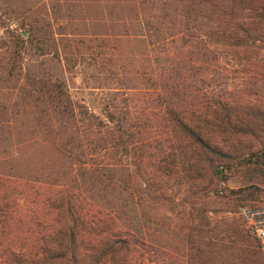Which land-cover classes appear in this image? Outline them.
<instances>
[{
	"label": "trees",
	"instance_id": "16d2710c",
	"mask_svg": "<svg viewBox=\"0 0 264 264\" xmlns=\"http://www.w3.org/2000/svg\"><path fill=\"white\" fill-rule=\"evenodd\" d=\"M71 9L58 15L47 8L41 11L33 4L6 0L0 17V146L7 143L12 149L21 128L51 152L48 158L45 153L38 156L36 163L21 162L24 158L14 150L0 153V167L9 163L12 171L6 175L25 181L21 183L26 194L22 202L34 198L42 209L49 208L51 226L42 239L49 237L50 241L40 243L42 256L54 264H156L152 258L138 262L127 258L130 248L142 249L148 256L159 251L148 240L151 222L138 216L134 199L116 195L129 192L128 184L117 175L122 170L118 155L128 160L136 150L142 159L150 142L160 139L154 135L148 104L159 103L178 134L197 150L224 159L227 165L218 166L232 169L244 180L243 186L231 192L239 208L263 203L264 148L242 157L225 156L206 141L193 122L180 116L185 106L178 100L187 93L179 85L188 59L170 46L186 36L187 30L172 17L170 7L148 5L134 20L123 19L130 22L121 24L122 34L100 37L84 32L85 16ZM129 45L140 50L130 53V62L139 65L127 70L119 62ZM28 50L59 59L71 71L86 64L93 67L91 78L106 80L111 74L122 84L109 88L104 109L95 114L74 101L61 82L27 74L23 64ZM140 81L146 84L145 90L139 89ZM225 119L230 124V118ZM218 166L213 169L215 176ZM128 170L124 167L123 172ZM22 171L27 176L17 177ZM175 177L176 183H182V174ZM119 186L125 190L120 191ZM18 189L0 187L6 201L14 200Z\"/></svg>",
	"mask_w": 264,
	"mask_h": 264
},
{
	"label": "rangeland",
	"instance_id": "374dc122",
	"mask_svg": "<svg viewBox=\"0 0 264 264\" xmlns=\"http://www.w3.org/2000/svg\"><path fill=\"white\" fill-rule=\"evenodd\" d=\"M18 1L33 4L41 11H57L58 15H65L69 8L80 11L85 16L84 32L99 37L122 34L121 24L128 26L130 22L123 19L134 20L148 5L170 7L172 17L183 22L187 30L186 36L170 46L188 59L185 78L179 85L187 93L178 100L185 106L180 116L193 122L206 141L225 156L242 157L264 148V0ZM5 4L6 0H0L1 18ZM134 45L124 48L126 56L119 62L127 65V70L139 65L138 61L130 62L131 50L140 52ZM24 57L27 74L61 82L74 101L85 104L95 114L104 109L109 88L122 84L111 74L106 80L91 78L93 67L86 64L71 71L52 56H39L28 50ZM139 86L147 88L143 81ZM132 104L128 103L130 107ZM158 104H148V108L154 135L160 139L150 142V150L143 153L145 159L136 150H132L128 160L120 155L116 158L122 169L118 178L128 184L130 193L116 195L134 199L138 216L151 222L148 240L159 251L148 256L142 249L130 248L127 258L132 262L152 258L156 264H264V251L246 233L231 195L243 186L244 180L231 172L226 189L220 194L213 169L227 162L197 150L171 127ZM227 104L229 108L224 107ZM226 117L230 124L225 123ZM16 134L13 148L6 143L0 146V153L17 151L25 163H36L44 153L45 158L50 156L51 152L42 148L31 133L18 128ZM9 167V163L0 167V187L19 189L12 201H6L0 191V264H54L42 256L40 245L50 241L49 237L42 239L51 226L49 208L46 205L42 209L34 198L27 204L22 202L26 194L21 183L25 181L9 178ZM124 167H128V172H123ZM177 174L183 175L182 183H176Z\"/></svg>",
	"mask_w": 264,
	"mask_h": 264
},
{
	"label": "built area",
	"instance_id": "2783aa9c",
	"mask_svg": "<svg viewBox=\"0 0 264 264\" xmlns=\"http://www.w3.org/2000/svg\"><path fill=\"white\" fill-rule=\"evenodd\" d=\"M232 171L222 165L216 168L215 178L220 194L226 189L227 178ZM238 209L246 233L258 240L261 250L264 251V202L256 207L242 206Z\"/></svg>",
	"mask_w": 264,
	"mask_h": 264
}]
</instances>
